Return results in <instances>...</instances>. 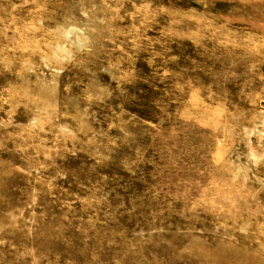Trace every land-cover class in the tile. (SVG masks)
<instances>
[{
	"label": "rangeland",
	"instance_id": "obj_1",
	"mask_svg": "<svg viewBox=\"0 0 264 264\" xmlns=\"http://www.w3.org/2000/svg\"><path fill=\"white\" fill-rule=\"evenodd\" d=\"M0 264H264V0H0Z\"/></svg>",
	"mask_w": 264,
	"mask_h": 264
}]
</instances>
